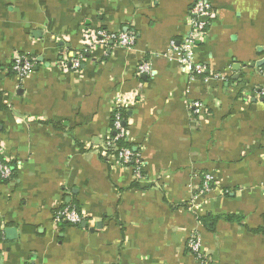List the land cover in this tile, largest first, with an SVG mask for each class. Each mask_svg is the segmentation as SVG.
<instances>
[{
    "label": "crops",
    "instance_id": "0c3cea01",
    "mask_svg": "<svg viewBox=\"0 0 264 264\" xmlns=\"http://www.w3.org/2000/svg\"><path fill=\"white\" fill-rule=\"evenodd\" d=\"M199 1L0 0V160L13 171L0 184V264H199L192 236L210 264H264V0H203L204 75L171 47ZM100 30L137 42L98 44ZM17 54L34 60L22 82ZM117 113L140 180L103 151ZM205 175L213 190L194 199ZM73 204L83 222H55Z\"/></svg>",
    "mask_w": 264,
    "mask_h": 264
},
{
    "label": "built area",
    "instance_id": "2783aa9c",
    "mask_svg": "<svg viewBox=\"0 0 264 264\" xmlns=\"http://www.w3.org/2000/svg\"><path fill=\"white\" fill-rule=\"evenodd\" d=\"M213 16L212 7L207 2L200 0L191 11V18L189 20V27L191 28L188 39L182 44L177 45L174 41L171 42V47L178 54V63L188 73H197L204 75L207 68L204 65L194 62L193 49L197 42L201 41L202 36L205 35L207 22L202 19H210ZM97 37L101 40L98 44L113 43L119 47H133L137 42V37L134 32L126 33H111L109 31L100 30L97 32ZM81 57L72 61V69L79 70L81 67ZM12 72L20 81H24L26 77L32 72L34 68V60L27 55L17 54L12 58ZM141 74H150L151 65L147 62L141 63L138 67ZM215 79L226 80L227 76L222 74H215ZM227 81V80H226ZM260 96L264 100V86L260 91ZM198 104H192L190 110L192 114L197 113ZM114 136L109 137L105 142L103 151L106 155L114 156L123 166L130 168L134 172L136 179L140 180L144 176V162L141 155L131 147H119L118 142L127 140V130L123 125L122 118L119 113L115 115L112 123ZM13 175L12 168L0 160V179L10 181ZM214 178L212 175H205L203 185L194 195V199L199 195H207L213 190ZM197 194V195H196ZM55 222L61 223L66 221L72 225H78L83 222L84 217L76 207H66L55 213ZM188 250L194 255L199 264H210L209 260L202 249V246L197 237L192 236L188 241Z\"/></svg>",
    "mask_w": 264,
    "mask_h": 264
},
{
    "label": "trees",
    "instance_id": "16d2710c",
    "mask_svg": "<svg viewBox=\"0 0 264 264\" xmlns=\"http://www.w3.org/2000/svg\"><path fill=\"white\" fill-rule=\"evenodd\" d=\"M0 108H4L3 105H2V98H1V94H0ZM123 116L124 117H127V113L125 112H122ZM113 123V122H112ZM118 146L119 147H122V146H125V147H131L133 149V147L131 145H129L128 143L124 142V141H119L118 142ZM8 181L7 180H4V179H0V184H5L7 183ZM72 207H76L78 209V211H80V208L76 205V204H73V205H70ZM226 221L228 222H239L240 219L239 217H235V216H230V217H227L226 218ZM61 223L65 224V225H70V223L66 222V221H62ZM71 226V225H70Z\"/></svg>",
    "mask_w": 264,
    "mask_h": 264
},
{
    "label": "water",
    "instance_id": "95a60500",
    "mask_svg": "<svg viewBox=\"0 0 264 264\" xmlns=\"http://www.w3.org/2000/svg\"><path fill=\"white\" fill-rule=\"evenodd\" d=\"M203 21L205 20V19H202ZM8 233H9V230H8Z\"/></svg>",
    "mask_w": 264,
    "mask_h": 264
}]
</instances>
